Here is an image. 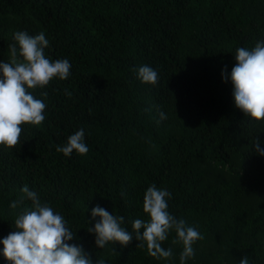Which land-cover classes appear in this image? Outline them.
<instances>
[{"label":"trees","instance_id":"1","mask_svg":"<svg viewBox=\"0 0 264 264\" xmlns=\"http://www.w3.org/2000/svg\"><path fill=\"white\" fill-rule=\"evenodd\" d=\"M18 30L44 31L45 54L71 69L30 90L44 100L45 120L22 125L19 142L0 148V238L13 230L22 206L9 203L26 184L64 216L69 243L93 264H166L135 237L99 249L87 231L100 205L131 232L134 219H147L142 197L155 184L171 193L168 211L203 235L186 264L245 256L264 264V156L253 149L264 147V122L234 106L222 78L237 47L264 38V0H0V60ZM144 64L157 70L155 86L137 79ZM80 128L88 152H57ZM174 236L162 242L173 252L167 264H179Z\"/></svg>","mask_w":264,"mask_h":264},{"label":"clouds","instance_id":"2","mask_svg":"<svg viewBox=\"0 0 264 264\" xmlns=\"http://www.w3.org/2000/svg\"><path fill=\"white\" fill-rule=\"evenodd\" d=\"M12 41L7 48L8 60H0V148L5 149L19 142L22 125L39 126L45 120L46 104L30 90L43 89L53 79H67L71 69L67 58L53 60L45 54L49 40L44 31L30 35L18 30L13 32ZM233 57L235 63L231 71L225 76L222 70V78L231 83L234 106L250 122H264V38L251 48L237 47ZM136 76L148 85L155 86L158 82L157 70L147 64L138 67ZM46 95L41 92V96ZM164 117L161 112L160 118ZM253 149L257 155L264 156L260 142H256ZM88 150L83 128L69 135L64 144L56 146V151L65 157L73 152L84 155ZM20 192L9 207L22 206V211L14 220L13 230L0 238V257L8 264H93L81 244L69 243L74 235L59 211L42 201L26 184ZM170 198L171 193L166 188L150 184L142 197V210L147 219H134L131 232L123 226V216L94 205L89 221L92 226L87 231L94 234V244L99 249L108 244H119L123 248L135 237L138 246L146 247L148 255L166 264L173 252L171 248L162 247V242L174 232L173 242L182 245L179 264H186L195 255L194 243L203 235L185 219L168 211ZM95 264H104V261L96 260ZM239 264H250V260L245 256Z\"/></svg>","mask_w":264,"mask_h":264}]
</instances>
